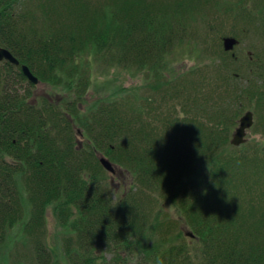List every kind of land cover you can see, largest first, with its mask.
Here are the masks:
<instances>
[{
    "label": "trees",
    "instance_id": "trees-1",
    "mask_svg": "<svg viewBox=\"0 0 264 264\" xmlns=\"http://www.w3.org/2000/svg\"><path fill=\"white\" fill-rule=\"evenodd\" d=\"M217 7L257 40L243 68L237 46L210 38L219 64L168 74L175 48L219 31L206 22ZM0 47L19 61L0 63V250L23 224L34 264H264V147L231 144L247 112L264 138V0H0ZM88 54L147 82L84 111ZM22 66L59 100L34 102ZM50 209L62 255L47 244Z\"/></svg>",
    "mask_w": 264,
    "mask_h": 264
},
{
    "label": "rangeland",
    "instance_id": "rangeland-1",
    "mask_svg": "<svg viewBox=\"0 0 264 264\" xmlns=\"http://www.w3.org/2000/svg\"><path fill=\"white\" fill-rule=\"evenodd\" d=\"M218 9L219 7L212 8V13L209 14V21L207 20L206 22L209 23L208 26L211 24L220 28L219 31L217 33H210L205 27H202L200 28L199 36L197 38H192V40L190 39L187 43L175 48V50L168 56V74L178 77L201 65L219 64L220 61L217 62V58L214 54L209 57L203 52L202 47L205 46L203 43L209 41L211 38L215 40L212 43L213 45L216 43V45L222 47V45L224 46V41L232 39L226 38L222 41V38L230 36L233 31L239 33L240 39L238 40L240 43L237 45L236 42L234 45V48L237 46L236 49L234 50L233 48L231 51L234 50V54L237 58L235 65H238L241 69L243 68L250 47L253 45V42L257 40L251 36L250 33L247 36L246 31L241 33L239 28H243V26L238 23L236 24L233 20L228 18L225 20L221 14V10L218 11ZM85 64L89 65L88 69L91 77L88 92L83 100L84 111L89 107H95L102 101L124 98L130 92H133V89L137 88L140 90L144 87L148 79L147 75L143 72L126 71L117 67H108L97 62L92 58V55L89 54L85 57ZM35 86L34 102L41 98H48L57 101L62 95V90L59 91V89L52 86L43 83H38ZM246 144H257L260 147H264V138L261 135L258 137L252 127L247 131L246 142L237 148H241ZM113 181L118 192H123V190L128 189L132 184L131 176L128 174L123 175L122 173L116 174V178H113ZM20 193L22 196V202L25 204V207L28 208L29 198L27 192L24 191L22 186L20 187ZM162 208L167 216L179 223L184 235L190 237L189 234L191 233L187 232L189 228L182 218L178 208L172 203H165ZM46 218L48 228L47 244L50 248L54 249L57 255H62V241L67 233H65L58 224L52 209L48 211ZM23 228V224H20L9 232L8 240L5 246L0 250V264H34V246L33 243L24 236Z\"/></svg>",
    "mask_w": 264,
    "mask_h": 264
},
{
    "label": "water",
    "instance_id": "water-1",
    "mask_svg": "<svg viewBox=\"0 0 264 264\" xmlns=\"http://www.w3.org/2000/svg\"><path fill=\"white\" fill-rule=\"evenodd\" d=\"M235 44L236 41L234 39L224 41L225 51H231L234 48ZM4 61L9 62L15 66H19V61L11 53L7 49L0 47V63ZM22 71L29 82H31L33 85H37L39 83L38 78L31 73L27 66H22ZM253 125V113L247 112L240 120L239 128L236 130L231 141L232 146L239 147L243 145L246 142L247 131L250 130ZM100 162L106 171L111 174H115V168L107 159L101 158ZM189 236L193 237L192 234H189Z\"/></svg>",
    "mask_w": 264,
    "mask_h": 264
},
{
    "label": "clouds",
    "instance_id": "clouds-1",
    "mask_svg": "<svg viewBox=\"0 0 264 264\" xmlns=\"http://www.w3.org/2000/svg\"><path fill=\"white\" fill-rule=\"evenodd\" d=\"M258 137H259V134H257ZM158 264H164V261L163 260H158Z\"/></svg>",
    "mask_w": 264,
    "mask_h": 264
}]
</instances>
